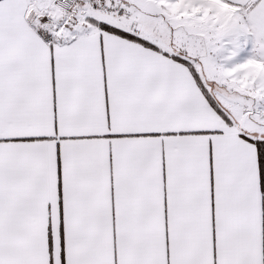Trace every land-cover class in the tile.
I'll list each match as a JSON object with an SVG mask.
<instances>
[{"label":"snow or ice","instance_id":"6c2138e0","mask_svg":"<svg viewBox=\"0 0 264 264\" xmlns=\"http://www.w3.org/2000/svg\"><path fill=\"white\" fill-rule=\"evenodd\" d=\"M0 264H264V0H0Z\"/></svg>","mask_w":264,"mask_h":264}]
</instances>
